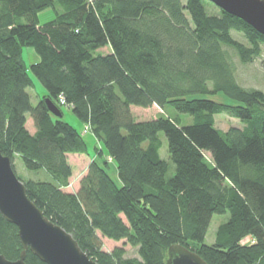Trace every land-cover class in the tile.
Returning <instances> with one entry per match:
<instances>
[{
  "label": "trees",
  "instance_id": "1",
  "mask_svg": "<svg viewBox=\"0 0 264 264\" xmlns=\"http://www.w3.org/2000/svg\"><path fill=\"white\" fill-rule=\"evenodd\" d=\"M48 8L55 17L42 23ZM263 45L264 34L221 8L208 13L204 0H0V149L16 173L20 157L26 169L49 174L17 175L99 264H165L174 243L208 264H264V90L237 81L230 51L248 64ZM25 47L38 56L31 65ZM31 73L47 90L36 106ZM153 105L164 112L135 118L132 106ZM65 106L101 144L76 192L66 190L68 155L96 147L65 119ZM218 114L244 125L224 131ZM228 212L208 244L213 216ZM102 236L126 239L140 258L124 247L105 251ZM22 249L18 227L0 212V253L16 260ZM26 263L47 264L30 250Z\"/></svg>",
  "mask_w": 264,
  "mask_h": 264
},
{
  "label": "water",
  "instance_id": "2",
  "mask_svg": "<svg viewBox=\"0 0 264 264\" xmlns=\"http://www.w3.org/2000/svg\"><path fill=\"white\" fill-rule=\"evenodd\" d=\"M264 34V0H209ZM49 110L62 117L60 107L46 98ZM0 212L19 229L22 244L20 257L8 259L0 253V264H27L30 250L47 264H99L79 244L74 235L55 223L30 198L26 184L14 167L12 158L0 149ZM165 264H208L197 252L180 244H172Z\"/></svg>",
  "mask_w": 264,
  "mask_h": 264
},
{
  "label": "rangeland",
  "instance_id": "3",
  "mask_svg": "<svg viewBox=\"0 0 264 264\" xmlns=\"http://www.w3.org/2000/svg\"><path fill=\"white\" fill-rule=\"evenodd\" d=\"M183 1L186 2V0H183ZM204 5L208 13L210 14L218 13L220 10V8L216 4L208 0H204ZM54 17H55V12L52 8H48L40 13V20L42 23L48 20H51ZM233 35L238 40L248 44V40L242 33L234 31ZM104 51L108 52L109 48L104 49ZM230 51L232 54V58L234 59L235 64H236L235 74H236L237 81L246 88H257V89L264 90V45H263L262 55L257 57L253 62L248 63V64H244L240 61L235 50L230 48ZM24 58L28 65H31L33 62L38 60V56L34 52V49L32 47L24 48ZM31 76L34 80V86L30 87L28 91L31 95L33 105L36 106L39 102L40 97L46 94L47 90L33 73H31ZM217 99L220 100L221 96H217ZM226 101H228V103H231V104L234 103L233 101H229V100H226ZM63 108L65 112V119L71 122L72 124H74L76 127L81 129L82 131H84L86 126L72 113V111L68 107L65 106ZM132 112L137 120H149V119L158 117L164 111L158 105H153L149 108H143L140 106H132ZM190 118L191 117H189L188 115H184V119L187 122L186 124H189L192 122ZM216 125L218 128L226 131L233 126L243 127L244 124L239 119L234 118L228 114H218L216 115ZM29 128L31 130L34 129L32 123H29ZM84 135L87 137V139L90 142H92V144L95 145L96 148L91 149L89 154H69L68 155L69 162L73 169V175L71 177L70 186L66 188L67 191L75 190L77 188L79 181L83 177L84 173H86L87 171L86 168L88 167L89 162L94 159L96 153H98L99 151V147L101 148V144L97 140H94L91 134L85 133ZM160 137L163 141L160 154L163 159L171 163V170L169 171L168 174L172 175L174 173V164L171 160V154L169 152L168 141L163 132L160 133ZM108 159H109L108 161L112 165L113 172L116 173L115 163L112 161V159L110 158ZM14 164L17 170V174L23 180H29V179L51 180L49 174H47L45 171H31V170L26 169L20 157H16ZM229 218H230L229 212L226 214H215L213 216V219H212V222H211L208 234H207V238H206V242L208 244H212L214 242L215 235H216V232L219 226L222 223L228 221ZM102 239L104 243L103 249L105 251H113L116 247H124L126 250V255H125L126 257L140 258L139 247L129 244L126 239L115 241L109 238H105L103 236H102ZM248 239H251V238L247 237L246 239L243 240V242L247 241Z\"/></svg>",
  "mask_w": 264,
  "mask_h": 264
},
{
  "label": "built area",
  "instance_id": "4",
  "mask_svg": "<svg viewBox=\"0 0 264 264\" xmlns=\"http://www.w3.org/2000/svg\"><path fill=\"white\" fill-rule=\"evenodd\" d=\"M60 103L62 104V105H65V99L63 98V96H60ZM88 130H89V128L88 127H86L85 129H84V131H83V134H85V133H88ZM110 158V157H109ZM111 159V158H110ZM251 239H248L247 241H244L243 243H247L248 241H250Z\"/></svg>",
  "mask_w": 264,
  "mask_h": 264
},
{
  "label": "crops",
  "instance_id": "5",
  "mask_svg": "<svg viewBox=\"0 0 264 264\" xmlns=\"http://www.w3.org/2000/svg\"><path fill=\"white\" fill-rule=\"evenodd\" d=\"M90 163H91V161L89 162V164H90ZM89 164H88V166H89ZM86 169H88V167H87ZM86 172H87V171H86ZM84 175H85V173H84ZM79 183H80V181H79ZM78 189H79V184L77 185V188H76L75 190H70V191L76 192Z\"/></svg>",
  "mask_w": 264,
  "mask_h": 264
}]
</instances>
